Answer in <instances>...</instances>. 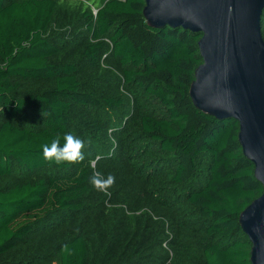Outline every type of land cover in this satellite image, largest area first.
Here are the masks:
<instances>
[{
	"label": "trees",
	"instance_id": "16d2710c",
	"mask_svg": "<svg viewBox=\"0 0 264 264\" xmlns=\"http://www.w3.org/2000/svg\"><path fill=\"white\" fill-rule=\"evenodd\" d=\"M104 2L96 14H89L95 1L79 2L88 39L78 56L66 57L52 35L57 0H0V259L70 215L74 234L58 245V264H118V252L129 251L130 264H251L239 218L264 188L239 144V124L192 103L202 36L149 27L145 0ZM261 26L264 38V11ZM109 53L145 108L132 131L137 148L153 158L145 181H122L97 199L109 217L100 224L82 210L93 175L87 149L97 144L101 117L107 121L126 103L100 97L79 63L94 75ZM66 133L84 141L83 161H45L42 146L57 138L63 144ZM44 170L52 171L47 178L16 179ZM165 173L169 186L160 189L169 195L162 196L152 184ZM199 231L196 246L185 242L186 233Z\"/></svg>",
	"mask_w": 264,
	"mask_h": 264
},
{
	"label": "water",
	"instance_id": "95a60500",
	"mask_svg": "<svg viewBox=\"0 0 264 264\" xmlns=\"http://www.w3.org/2000/svg\"><path fill=\"white\" fill-rule=\"evenodd\" d=\"M155 30L201 35L202 58L190 87L193 105L219 121L239 124V144L264 188V0H145ZM251 264H264V191L240 215Z\"/></svg>",
	"mask_w": 264,
	"mask_h": 264
},
{
	"label": "rangeland",
	"instance_id": "374dc122",
	"mask_svg": "<svg viewBox=\"0 0 264 264\" xmlns=\"http://www.w3.org/2000/svg\"><path fill=\"white\" fill-rule=\"evenodd\" d=\"M59 2L58 11L55 17V24L53 28V37L59 41L64 42L65 55L75 57L78 56L80 50L85 46L88 39L87 33L84 32V25L81 21V16L78 15L77 7L79 2L88 3L95 1L93 6L89 7V14H96L98 8L102 7L105 3L104 0H57ZM71 3H70V2ZM82 12V11H81ZM70 57V58H71ZM77 60V59H75ZM78 61H80L78 59ZM79 63L85 70L86 83L88 86H93L98 95H116L123 97L126 105L120 113H112L110 117H106L107 121L101 117L104 123H101L100 129L102 130L96 136L97 144L93 143L88 145L87 151L90 152V159L87 160L89 166L94 172H102L106 176L109 174L115 177V186L123 182H131L133 177L138 176L141 180L145 181L149 170L145 169L146 163L151 156H146L140 149L137 148L139 142L134 141V133L132 131L136 118L134 115L138 111L145 109L142 108L141 99H138L136 93L126 89L122 78V67L112 58L110 53L103 60L101 64V71L91 75L86 69L87 63ZM83 113L88 114L86 110ZM104 116V115H102ZM115 118L113 124L111 121ZM124 134L123 137L121 135ZM94 136V135H93ZM107 158V161H102ZM140 170H143L140 173ZM51 170H44L37 172L34 176L31 175H18L17 180L29 181L32 178H47ZM103 177H105L103 175ZM106 178V177H105ZM129 179V180H128ZM155 182L152 186L159 192V195H169L168 192L160 188H167L168 176L162 174L155 177ZM123 181V182H122ZM91 193L88 199L85 200V208L82 209L84 214L95 218L96 222L105 224L108 221V214L105 210L100 208L98 198L106 196L110 193L108 191L99 192L92 184ZM112 186V187H113ZM80 220V218H78ZM70 222H74L70 215H60L53 219L46 228V231H41L27 239L25 245L16 253L8 254L0 259V264H58V251L57 247L69 235H73V228ZM76 223V222H74ZM158 228V226H157ZM187 237L185 242L191 243V246H196L202 237V231L193 234L192 232L186 233ZM193 244V245H192ZM121 252V251H120ZM125 253L120 256L117 254L118 264H130L131 260L129 255Z\"/></svg>",
	"mask_w": 264,
	"mask_h": 264
},
{
	"label": "clouds",
	"instance_id": "9594fccd",
	"mask_svg": "<svg viewBox=\"0 0 264 264\" xmlns=\"http://www.w3.org/2000/svg\"><path fill=\"white\" fill-rule=\"evenodd\" d=\"M84 141L72 135L66 133L64 135V143L61 144L59 138L53 139L50 144L42 146V158L48 162L68 163L75 164L83 161L84 159ZM90 183L99 192H107L115 184V177L109 174L106 178L100 173L94 172L90 178ZM68 251L67 245L63 249Z\"/></svg>",
	"mask_w": 264,
	"mask_h": 264
}]
</instances>
